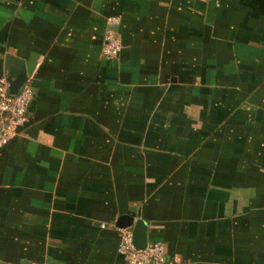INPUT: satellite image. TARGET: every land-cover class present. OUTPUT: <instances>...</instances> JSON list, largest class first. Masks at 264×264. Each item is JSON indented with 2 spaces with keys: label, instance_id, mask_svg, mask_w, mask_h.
I'll return each instance as SVG.
<instances>
[{
  "label": "crops",
  "instance_id": "obj_1",
  "mask_svg": "<svg viewBox=\"0 0 264 264\" xmlns=\"http://www.w3.org/2000/svg\"><path fill=\"white\" fill-rule=\"evenodd\" d=\"M9 53L34 96L0 149V264H125L122 214L181 264H264V0H0V79Z\"/></svg>",
  "mask_w": 264,
  "mask_h": 264
},
{
  "label": "built area",
  "instance_id": "obj_2",
  "mask_svg": "<svg viewBox=\"0 0 264 264\" xmlns=\"http://www.w3.org/2000/svg\"><path fill=\"white\" fill-rule=\"evenodd\" d=\"M119 23L118 17L106 18V31L101 51L109 58L116 57L122 48V42L113 26ZM34 72L27 74L20 91L16 95L7 93L5 79H0V149L17 135L18 126L24 121L27 108L34 96ZM104 228L106 225L101 224ZM118 233L117 252L125 264H181L177 256L167 257L165 245L155 241L143 249L133 243L132 230L129 227L114 226ZM24 264H44L38 261H27Z\"/></svg>",
  "mask_w": 264,
  "mask_h": 264
},
{
  "label": "water",
  "instance_id": "obj_3",
  "mask_svg": "<svg viewBox=\"0 0 264 264\" xmlns=\"http://www.w3.org/2000/svg\"><path fill=\"white\" fill-rule=\"evenodd\" d=\"M5 82L7 83V93L16 95L19 93L23 83L27 77V69L23 59L13 54H7L5 58ZM132 211H136L135 207H131ZM139 216V212H137ZM119 227H132L133 243L137 248L143 249L148 244V227L147 222L141 217L134 219L133 216L122 214L116 220ZM204 264V263H200Z\"/></svg>",
  "mask_w": 264,
  "mask_h": 264
}]
</instances>
